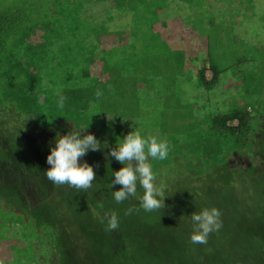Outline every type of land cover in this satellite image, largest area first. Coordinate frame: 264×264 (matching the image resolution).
Wrapping results in <instances>:
<instances>
[{
    "label": "trees",
    "instance_id": "trees-1",
    "mask_svg": "<svg viewBox=\"0 0 264 264\" xmlns=\"http://www.w3.org/2000/svg\"><path fill=\"white\" fill-rule=\"evenodd\" d=\"M44 1L46 14L40 24L32 13L31 8H37L33 0H0L1 100L11 102L30 118V123L20 124L38 131L32 141H27L7 129L14 121L0 119V264H264V123L256 122L243 102L228 107V100L221 107L210 98L219 92L226 73L211 63L210 50L215 53L218 44L213 45L209 36L202 42L198 33L184 29L181 17L167 21V29L159 27L162 34H168L162 43L165 53L174 57L169 67L176 72L174 78L181 77L190 90L196 89L193 95L203 93L207 97L206 103L202 96H194L185 105L179 104L174 113L176 125L162 123L160 129L151 131L146 122L154 120L157 110L154 106L146 108L140 101L145 93L139 91L145 92V87L132 79L140 74L149 76L147 61L132 59L124 64L113 58L109 67L103 57L95 62L104 48L100 45L109 37L103 35L110 34L106 25L91 22L94 16L89 11L101 0H54V6ZM166 1L171 0L159 2ZM141 3L110 0L109 5L130 14L133 23L132 13L139 4L150 5ZM71 5L70 14L61 10ZM158 11L162 13L160 8ZM204 12L212 23L209 9ZM66 17L69 24L64 23ZM90 25V30L84 28ZM87 35L95 37L97 45L90 37L82 42L89 47L83 46L81 41ZM61 40L67 43L68 53L76 47L74 41L78 43L81 54L87 55L83 56L87 68L81 72L70 68L63 85H53L54 91L47 92L46 86L51 85L39 87L46 80L41 75L42 57ZM132 52L137 54L135 46ZM201 54L206 57L200 58ZM235 60L239 73L247 72L253 82L245 66L249 60L244 56H235ZM182 61H186V70L181 68ZM206 71L211 77L207 78ZM233 78H237L234 89L239 91L245 80L239 82V75ZM98 89L103 92L100 99L96 97ZM169 92L160 96L163 106L170 104L163 98ZM61 95L66 97L62 109L57 103ZM121 103L127 105L124 111L119 108ZM209 103H213L211 112L203 113ZM12 106L8 108L14 109ZM138 127L142 137L154 136L169 144L166 159H149L156 183L166 188L165 208L158 211L140 208L144 190L139 183L137 195L120 204L114 200L113 191L121 186L110 187L114 172L124 167L110 151ZM71 131L108 137L113 145L103 156L90 150L87 159L81 160L96 173L86 192L67 185L57 187L44 174L50 168L47 156L56 139ZM15 147L24 152L17 154L15 162L7 163L4 157ZM233 155L235 159L230 161ZM256 159L258 167L252 165ZM179 166L183 170L176 173ZM169 167H173V178L168 180ZM213 207L222 213V228L210 234L207 244L191 243V215ZM129 208L139 211L125 215ZM112 211L117 212L120 225L115 231H106L101 218Z\"/></svg>",
    "mask_w": 264,
    "mask_h": 264
},
{
    "label": "rangeland",
    "instance_id": "rangeland-1",
    "mask_svg": "<svg viewBox=\"0 0 264 264\" xmlns=\"http://www.w3.org/2000/svg\"><path fill=\"white\" fill-rule=\"evenodd\" d=\"M139 1L140 3L143 1L144 4L150 3V5L148 7L143 5L140 6L139 4V7L132 13L133 23L131 22L130 14H123L112 8L111 5H109L110 0H106L105 2L101 0V2L96 3V7L93 6L89 13L92 11V16H94L91 22H100L98 25H106L110 33H105V35H103V37H109L100 45L102 48L104 45V48L95 58V62L98 60L102 61L103 57L107 67H109L111 66L110 61L113 58L124 64L126 62H131L132 59L147 61V75L149 76L145 77L140 74L139 77H132V79L138 80L145 87V92L139 91V93H145L144 98L140 101L146 104V108L154 106L157 110L154 120L149 118L147 119L148 122H146L151 131L156 127L160 129L162 123H168L172 127L176 125L177 122L174 118V113L177 107H179V104L185 105L190 102L189 100L192 99V97L202 96L200 97L202 98L201 101L206 103L205 97L207 96L205 94L199 93L193 95V93H197L198 91L194 88L190 90L189 84L183 82L181 77L174 78L176 72L172 73L171 69H169L173 60L172 58L174 57L165 53L164 43L162 42L164 39L166 40L168 34H162V31H159V27H162V30L167 29V21L171 23L178 17H181V23L186 26L184 29L191 28L193 32L198 33L202 42L209 36L213 45H215V43L218 44L215 53L210 50L211 63H214L219 71L226 73L222 79L223 84L219 92L213 93L212 97H210L214 100V104L216 106L218 104L221 107L222 104L226 106L229 100L227 103L229 107L232 105L234 106L236 101L243 102L245 107H248L251 114L255 116V121L257 122V119H259L261 124L264 123V5H262V1L264 0H198V2L195 0H177L175 3H172V0L170 3H168V1L162 3L159 2L160 0ZM49 2L54 6V0H49ZM33 3L37 4V8H31L32 13L35 14V21L41 24L43 23V13L46 14V11L43 9V4H47V1L33 0ZM59 6L58 3V9H60ZM64 6L65 2H63V7ZM159 8L162 10V13L158 11ZM206 9H209L208 14L212 17V23L208 22L210 18L206 20L204 12ZM61 10L70 14L71 11H73V6L71 5L68 9L61 8ZM172 11H175L174 14H171ZM198 15L201 17L200 19H198ZM109 18H111L110 21L108 20ZM61 21L63 22V20ZM68 22V18H64V23L67 24ZM206 22L209 24L207 25ZM173 25H176V23ZM75 27L77 26L75 25ZM91 27L92 25L84 28L90 30ZM156 27L158 29H156ZM222 27H228L230 31L225 33ZM175 31H178V28H175ZM90 37L91 35L83 37L81 43ZM91 38L97 45L98 41H96V38ZM70 39L71 38H68V42L71 41ZM87 41L88 40L84 42ZM110 41L113 45L111 47H109V45H111V43H109ZM66 44L64 40H61L55 45V48L50 49L49 53L43 54L42 60L45 59V61L44 64L42 63L41 65V75L42 78L46 80H42L39 87L43 89V85H51L46 86L47 92L54 91L56 86L60 87L63 85L65 74L70 72L68 71L70 68H75V71L78 72L87 68L83 58V56L87 57V55L81 54L82 49L77 47L78 43L74 41L73 45L77 48H73L69 53L66 51ZM85 45L89 47L87 44H83V46ZM132 46L136 47V55L132 52ZM59 52L61 53L59 54ZM201 56L200 58H205L206 54ZM235 56H244V58L249 60L245 63V66L250 70L247 71L252 73L251 77L254 79L253 82L248 80L247 72L241 70L239 73ZM95 62L93 64H95ZM182 62V67L181 65L179 66L186 70V61ZM206 65L207 64H205V67ZM253 66L259 69L256 70V68H254L252 70ZM118 69L120 71L124 70L119 68V66ZM206 75L207 78L211 77L210 71H206ZM238 75L239 82L241 80L246 81L242 82L243 86H238L239 91L238 89H234L237 84V78H233ZM162 77L165 80H163ZM231 81H233L232 84H230ZM159 83H162V85L155 88ZM151 84L154 85V88L149 87ZM53 85H55V87ZM227 87L230 89L226 90ZM222 89L224 90L223 92H221ZM166 92L169 93L163 96V98L165 99L164 101H170V104L168 106H163L160 96ZM1 97L2 94L0 90V119H10L14 121L7 129L16 136L24 138L27 141H32L38 131L29 129L20 124L24 121H29L30 118L23 116L12 106L11 102H5L1 100ZM212 104L209 103V106L204 108L205 111L203 113L211 112L210 107ZM8 105H11L14 109L10 110ZM119 108L121 111H124L127 108L126 103L119 104ZM137 122L141 124L139 119ZM28 123H30V121ZM232 123L236 124V122ZM67 128L69 129L71 126L67 125ZM68 129L67 131H70V129ZM158 129L156 131H158ZM135 130L140 132L142 128L138 127V129ZM82 135H84V133ZM96 139L100 142V150L94 151L97 156H103L105 153L107 154L109 148L113 147V145L106 140L108 137L97 135ZM19 152H24V149H18L17 147L13 148L12 152L4 157L7 158V163H9L8 160L12 162L18 160L17 154ZM82 159H87V155ZM229 159L230 161L232 159L234 160L235 156H230ZM241 160L245 161V159ZM245 163L249 165L248 162ZM229 165H234V162H230ZM252 165L257 167L260 166L259 160H252ZM171 169H173V167H169V174L165 177L168 180L173 178L170 173ZM182 170L183 167L179 166L175 169V172L177 173Z\"/></svg>",
    "mask_w": 264,
    "mask_h": 264
},
{
    "label": "clouds",
    "instance_id": "clouds-1",
    "mask_svg": "<svg viewBox=\"0 0 264 264\" xmlns=\"http://www.w3.org/2000/svg\"><path fill=\"white\" fill-rule=\"evenodd\" d=\"M103 95L101 90L96 91L97 99ZM66 97L60 96L58 107L63 108ZM100 142L93 134L81 135V132L71 131L67 135L59 136L55 147L51 148L47 156L50 168L44 173L48 181L59 187L67 185L80 191H87L92 187L96 178L93 166L87 162L81 163L88 152L100 150ZM169 144L166 140L154 136L142 137L139 131L129 133L123 143L110 151V156L124 165L119 171L114 172V180L110 187L120 185V189L113 191L116 203H123L130 197L137 195V184L144 192L140 198V208L146 212L158 211L165 208V191L163 184L156 183V174L149 159L164 160L168 157ZM103 208V204L99 205ZM136 208H129L125 215H131ZM222 213L213 207L205 208L199 213L191 215L193 231L190 241L193 244H207L210 234L222 228ZM101 223H106V231H115L119 228L120 218L117 212H106L101 218Z\"/></svg>",
    "mask_w": 264,
    "mask_h": 264
},
{
    "label": "crops",
    "instance_id": "crops-1",
    "mask_svg": "<svg viewBox=\"0 0 264 264\" xmlns=\"http://www.w3.org/2000/svg\"><path fill=\"white\" fill-rule=\"evenodd\" d=\"M262 5H264V1H262Z\"/></svg>",
    "mask_w": 264,
    "mask_h": 264
}]
</instances>
